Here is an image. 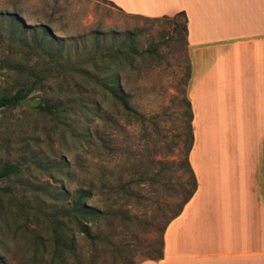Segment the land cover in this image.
Wrapping results in <instances>:
<instances>
[{
    "label": "rangeland",
    "instance_id": "1",
    "mask_svg": "<svg viewBox=\"0 0 264 264\" xmlns=\"http://www.w3.org/2000/svg\"><path fill=\"white\" fill-rule=\"evenodd\" d=\"M13 10L28 24L52 27L66 40L72 60L92 49L97 32L107 33L106 44L120 43L133 33L138 48L146 50L134 66L121 70L122 86L134 111L116 98L94 93L91 86L82 95L66 94L56 81L32 93L18 109L0 110V162L28 163L39 153L42 166L32 164L24 177L39 186L45 201L56 189L91 188L90 204L127 214L124 221L118 217L102 222L100 233L110 243L101 244L96 264H140L155 256L167 221L190 188L185 183L191 180L185 164L190 143L185 115L190 62L184 32L171 21L173 15L155 19L131 14L106 0H0V11ZM9 47L10 42L0 41V57ZM4 80L0 78V84ZM46 96L66 104L64 124L33 108ZM80 96L86 99L80 101ZM87 101H102L99 115L82 104ZM92 103L87 104L95 109ZM86 130L90 142L84 138ZM23 148L27 152L22 155ZM61 163L70 171L57 167ZM35 228L25 217L0 214V260L49 264L47 257L39 255L42 249L38 245L36 249Z\"/></svg>",
    "mask_w": 264,
    "mask_h": 264
},
{
    "label": "crops",
    "instance_id": "2",
    "mask_svg": "<svg viewBox=\"0 0 264 264\" xmlns=\"http://www.w3.org/2000/svg\"><path fill=\"white\" fill-rule=\"evenodd\" d=\"M149 17L188 16L198 187L140 264H264V0H112Z\"/></svg>",
    "mask_w": 264,
    "mask_h": 264
},
{
    "label": "trees",
    "instance_id": "3",
    "mask_svg": "<svg viewBox=\"0 0 264 264\" xmlns=\"http://www.w3.org/2000/svg\"><path fill=\"white\" fill-rule=\"evenodd\" d=\"M114 3L112 0H106ZM149 17V16H146ZM168 15L149 18H168ZM182 17V20H179ZM175 27L184 32L188 37V16L185 11H180L171 16ZM92 49L85 50L77 59L72 60L66 53V40L56 35L55 30L44 24H28L26 18L18 12L0 11V41L7 40L11 43L6 55L0 57V110L7 111L18 109L30 98L32 93L45 89L49 81H56L58 89L66 94L82 95L91 86L93 92L100 93L106 98H116L128 110L134 111L129 106L128 92L122 86L121 70L127 66H134L138 58H143L146 50H141L135 43V35L129 33L120 43L106 44L107 33L94 34ZM188 44V40H187ZM18 45L17 48H13ZM148 52H150L148 50ZM190 75V68H189ZM73 83L74 88H68ZM86 98H79L84 100ZM92 101V100H91ZM82 102L88 110L99 115L102 101ZM87 103L95 105L91 108ZM66 104L48 96L42 101L33 104L37 112L49 115L64 124L62 119ZM188 110L185 115L189 120L190 143L187 146L185 164L191 174L190 184L182 199L178 210L169 218L170 221L183 210L185 204L192 198L198 187L197 176L191 166L189 154L193 144L191 102L187 101ZM87 142L91 134L85 131ZM8 139L4 141L7 143ZM5 145V144H4ZM22 149V155L26 153ZM38 155H33L29 162H0V182H7L0 186V214L10 213L15 217H25L32 222L38 230L35 236L36 249L41 248L39 254L48 258L49 264H96V259L101 254V244L110 241L103 237L100 228L103 221L114 220L118 217L126 219L121 209L104 208L89 203L94 196L91 188H78L75 191L56 189L54 196L45 201L39 196L40 188L31 180L24 177V173L31 170V165L41 167ZM51 166H49L50 168ZM57 167H67L59 164ZM47 194V196L51 195ZM28 195V197H27ZM164 229V231H165ZM41 231H45V236ZM87 246V250L83 248ZM84 250V251H83ZM108 252V250L106 251ZM155 256L147 259H161L164 256V237ZM90 260L91 262H87ZM126 261V260H125ZM0 264H7L0 260Z\"/></svg>",
    "mask_w": 264,
    "mask_h": 264
}]
</instances>
